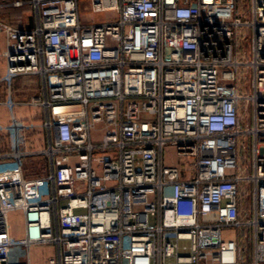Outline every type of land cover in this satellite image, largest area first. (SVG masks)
<instances>
[{
	"label": "built area",
	"instance_id": "2783aa9c",
	"mask_svg": "<svg viewBox=\"0 0 264 264\" xmlns=\"http://www.w3.org/2000/svg\"><path fill=\"white\" fill-rule=\"evenodd\" d=\"M82 1H16L33 29L0 19L9 95L43 82L7 101L0 264L52 246L47 264H264V0H87L114 14L91 26ZM20 105L45 112V149Z\"/></svg>",
	"mask_w": 264,
	"mask_h": 264
},
{
	"label": "crops",
	"instance_id": "0c3cea01",
	"mask_svg": "<svg viewBox=\"0 0 264 264\" xmlns=\"http://www.w3.org/2000/svg\"><path fill=\"white\" fill-rule=\"evenodd\" d=\"M18 0H0V19L12 26L33 29L37 20L34 17L32 9L25 5L24 7H15L14 3ZM27 1V0H25ZM4 37L0 35V130H3V135L0 136V172L14 170L16 165L13 160L7 155L10 153L9 148V131L8 127L12 120V113L7 106V101L12 100L16 103L25 104L31 101L34 97L39 95L41 88H43L42 79L39 76H20L12 81L10 86L11 95H9V85L4 81L7 74V64L1 54L5 51ZM17 118L25 121L31 125L37 127L38 146L43 144L45 149L47 147V133L41 131L40 127L45 119V112L32 108L26 105H20L15 112ZM42 159L40 157L30 158L29 162L32 168V174L34 172V162ZM38 161L36 162V171L40 173L44 171V167H38ZM33 174V175H38ZM18 213L10 215V218L15 217ZM21 218V224L18 227H11V232L15 237L22 238L24 236V222ZM57 253V248L52 247H37L32 248L27 255V251L19 249L14 251L13 260L24 262L30 260L31 264H47L48 259Z\"/></svg>",
	"mask_w": 264,
	"mask_h": 264
},
{
	"label": "rangeland",
	"instance_id": "374dc122",
	"mask_svg": "<svg viewBox=\"0 0 264 264\" xmlns=\"http://www.w3.org/2000/svg\"><path fill=\"white\" fill-rule=\"evenodd\" d=\"M249 4V2H248ZM88 1L87 0H83L81 2V5H80V17H81V22L83 25L85 26H91V25H97V24H103L111 19H113L114 17V14L111 13V12H108V13H102V14H92L90 13V10L88 9ZM3 135V130H0V136ZM39 149H43L44 146L43 144L41 143V145L38 146ZM174 157V151H170L169 153V159L168 161L169 162H172V158ZM38 161V167L39 166H42V167H45V171L47 169L46 167V161L45 160H41V162H39L40 160H37ZM34 162V172L33 174H37L38 172L36 171V162ZM173 163H174V160H173ZM44 189V188H43ZM41 189V193L45 192L46 190L44 189ZM21 224V218H20V214H17L15 217H12L10 218V225L11 227H18L19 225ZM185 243L182 244V247L184 246Z\"/></svg>",
	"mask_w": 264,
	"mask_h": 264
}]
</instances>
